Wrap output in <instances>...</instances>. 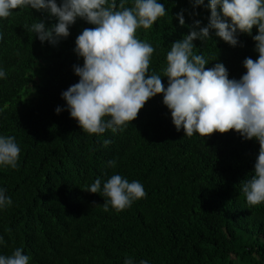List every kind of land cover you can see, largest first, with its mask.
<instances>
[{
  "label": "trees",
  "instance_id": "1",
  "mask_svg": "<svg viewBox=\"0 0 264 264\" xmlns=\"http://www.w3.org/2000/svg\"><path fill=\"white\" fill-rule=\"evenodd\" d=\"M158 2L166 15L136 35L155 49L149 74H159L167 87L163 69L171 44L195 21L207 26L211 13L209 0L199 7L189 0ZM133 3L125 0L127 7ZM181 10L183 26L176 18ZM39 20L48 27L57 22L30 6L0 18V70L6 73L0 78V136H14L20 147L15 169L0 166V189L12 200L0 208V255L22 248L29 264H124L126 258L134 264H264V203L249 208L241 191L254 174L258 141L234 130L188 137L177 131L162 94L127 127L85 133L62 93L80 79L74 66L84 61L76 39L95 26L78 18L54 46L27 31ZM257 34L256 27L251 36L238 32L240 43L232 47L213 31L205 42L194 41V52L206 56L207 67L223 63L229 78L239 80L244 60L259 56ZM114 174L139 181L146 196L123 211L111 205L105 211L107 198L85 190L96 179L103 187Z\"/></svg>",
  "mask_w": 264,
  "mask_h": 264
},
{
  "label": "clouds",
  "instance_id": "2",
  "mask_svg": "<svg viewBox=\"0 0 264 264\" xmlns=\"http://www.w3.org/2000/svg\"><path fill=\"white\" fill-rule=\"evenodd\" d=\"M194 7L205 0H189ZM31 7L48 12L57 19L50 27L43 20L35 22L29 33H36L41 42L57 45L70 35L69 28L77 19L94 25L85 28L76 39L75 52L83 58V66L75 65L80 78L62 93L71 118L88 134L115 133L137 119L145 104L158 94L171 111L177 131L186 136L198 133L210 137L214 133H239L246 140H257L259 154L251 179L242 182V194L249 208L264 203V0H209L210 18L207 26L199 20L190 26L191 31L182 40L171 44L166 55L163 78L149 74L153 46L137 38V30L150 29L158 18L166 15L163 3L158 0H134L127 7L125 0H0V18L7 19L12 10ZM184 10L176 14L181 26L185 25ZM253 36L257 59L246 58V73L239 79H230L226 66L209 61L204 54H196L194 41L205 42L215 36L236 47L240 42L237 33ZM0 78L6 73L0 70ZM59 114L61 108H57ZM109 119H105V118ZM110 140H104L107 146ZM20 147L14 136H0V166L17 167ZM115 167V161H109ZM106 197L105 211L109 205L117 212L130 208L134 201L146 196L139 181L129 182L119 174L112 175L101 187L96 179L88 190ZM0 189V208L11 206L12 200ZM118 250L116 252V256ZM115 256V257H116ZM30 257L22 248L11 255H0V264H29ZM124 264H134L126 258ZM140 264H148L141 260Z\"/></svg>",
  "mask_w": 264,
  "mask_h": 264
}]
</instances>
